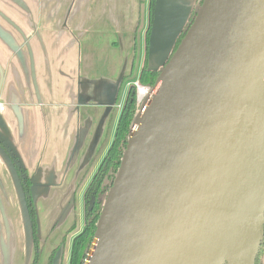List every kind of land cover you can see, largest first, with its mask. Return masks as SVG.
Listing matches in <instances>:
<instances>
[{
	"label": "water",
	"instance_id": "water-1",
	"mask_svg": "<svg viewBox=\"0 0 264 264\" xmlns=\"http://www.w3.org/2000/svg\"><path fill=\"white\" fill-rule=\"evenodd\" d=\"M172 50L160 70L147 67L159 75L82 264L256 262L264 224V0H203Z\"/></svg>",
	"mask_w": 264,
	"mask_h": 264
},
{
	"label": "crops",
	"instance_id": "crops-1",
	"mask_svg": "<svg viewBox=\"0 0 264 264\" xmlns=\"http://www.w3.org/2000/svg\"><path fill=\"white\" fill-rule=\"evenodd\" d=\"M195 2L155 0L146 44L150 0H0V264H31L34 255L16 165L35 209L44 206L38 264H69L76 194L83 204L127 84L145 58L161 69ZM261 250L264 264V241Z\"/></svg>",
	"mask_w": 264,
	"mask_h": 264
},
{
	"label": "trees",
	"instance_id": "trees-1",
	"mask_svg": "<svg viewBox=\"0 0 264 264\" xmlns=\"http://www.w3.org/2000/svg\"><path fill=\"white\" fill-rule=\"evenodd\" d=\"M203 0H196L193 9L191 10L187 23L179 34L173 50L177 49L178 45L184 38L187 30L192 24L199 7ZM155 0H150L149 6V23L146 33V44L149 41L150 30L153 24V13H154ZM171 54V55H172ZM147 58H145L144 66L140 71L138 82L141 86L152 89L155 85L156 79L159 75V71L149 70L147 68ZM138 108L136 106V94L134 87H130L125 98V102L121 109L120 117L117 122L115 134L111 145L109 146L105 156L99 164L93 177L87 184L83 193V205H84V225L82 230L74 237L71 245V252L69 258V264H82L91 244L93 243L95 229L102 213L103 206L107 197V194L114 183L121 161L126 149L130 130L132 128L134 119L137 115ZM20 179L21 190L23 198L29 214L30 226L33 234V242L35 246V255L32 264H36L38 255L40 252L38 240L36 237V218L33 208V202L31 198V182L23 168L15 166ZM73 228L69 230L72 231ZM264 241V224L262 227V241L261 248L259 249L255 264H260L262 255V245Z\"/></svg>",
	"mask_w": 264,
	"mask_h": 264
},
{
	"label": "rangeland",
	"instance_id": "rangeland-1",
	"mask_svg": "<svg viewBox=\"0 0 264 264\" xmlns=\"http://www.w3.org/2000/svg\"><path fill=\"white\" fill-rule=\"evenodd\" d=\"M143 87H145V86H143ZM126 89H127V91H128L129 87H127ZM151 90H153V88H152ZM146 101H147V98H145V99L143 100L142 104L145 103ZM137 113H138V112H137ZM44 200H45V199H44ZM34 202L36 203V206H38V207L35 209V205L33 204V208H34L35 214H36V212H41L39 206H40V207H44V206H43V203H42L40 200H38V201H34ZM75 203H76V204H75L74 207H75V208L77 207V214H76V210H75V208H74V211H75V214L78 215L77 218H76V216H75V220H77V222H78V227H79V231L76 232V234H77L78 232L81 231L80 228L82 227V224L84 223V217H83L84 209H83V204H82V198H80L79 192H77V194H76ZM79 204H80V207H79ZM73 205H74V203H72L71 208L73 207ZM74 211H73V212H74ZM72 216H73V214L71 213V218H72V221H73L74 218H73ZM28 218H29V214H28ZM72 226H73V225H72ZM29 233H30V237H31V239L33 240V238H32V236H33V234H32V229H31V226H30V220H29ZM37 235H38V234H37ZM257 237L259 238V235H258Z\"/></svg>",
	"mask_w": 264,
	"mask_h": 264
},
{
	"label": "built area",
	"instance_id": "built-area-1",
	"mask_svg": "<svg viewBox=\"0 0 264 264\" xmlns=\"http://www.w3.org/2000/svg\"><path fill=\"white\" fill-rule=\"evenodd\" d=\"M127 87H134L135 89V94H136V106L138 108V112L139 110L142 108L143 104V100L145 98H149L152 94V90L148 87H143L139 84L138 80L132 81L130 83L127 84ZM142 93V94H141ZM4 104L0 102V112H3L4 110Z\"/></svg>",
	"mask_w": 264,
	"mask_h": 264
},
{
	"label": "flooded vegetation",
	"instance_id": "flooded-vegetation-1",
	"mask_svg": "<svg viewBox=\"0 0 264 264\" xmlns=\"http://www.w3.org/2000/svg\"><path fill=\"white\" fill-rule=\"evenodd\" d=\"M32 202H33V200H32ZM83 209H84V205H83ZM35 212V211H34ZM83 217H84V213H83ZM35 218H36V214H35ZM84 225V224H83ZM71 228H73V230H74V226H71ZM70 228V229H71ZM69 229V230H70ZM69 230H68V232L67 233H69ZM72 230V231H73ZM82 230V229H81ZM71 232V231H70ZM79 233V232H78ZM77 233V234H78ZM76 234V235H77ZM75 235V236H76ZM36 237H37V240H38V244H39V248H40V252H39V255H38V259H37V261H36V264H38V260H39V256H40V253H41V245H40V242H39V238H38V235H37V218H36ZM33 238V237H32ZM74 239V238H73ZM62 243V242H61ZM33 244H34V242H33ZM34 255H35V246H34ZM34 255H33V259H32V261H31V264L33 263V260H34Z\"/></svg>",
	"mask_w": 264,
	"mask_h": 264
},
{
	"label": "bare ground",
	"instance_id": "bare-ground-1",
	"mask_svg": "<svg viewBox=\"0 0 264 264\" xmlns=\"http://www.w3.org/2000/svg\"><path fill=\"white\" fill-rule=\"evenodd\" d=\"M142 94V93H141ZM252 237V235L251 236H249L248 238H247V240L244 242V244H246L247 243V241H249V239ZM244 244H243V246H244Z\"/></svg>",
	"mask_w": 264,
	"mask_h": 264
}]
</instances>
